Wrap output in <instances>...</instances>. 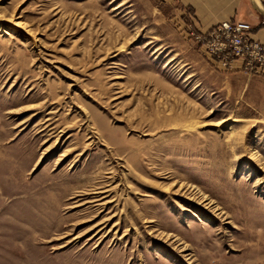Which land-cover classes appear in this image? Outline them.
Returning a JSON list of instances; mask_svg holds the SVG:
<instances>
[{"label":"rangeland","instance_id":"obj_1","mask_svg":"<svg viewBox=\"0 0 264 264\" xmlns=\"http://www.w3.org/2000/svg\"><path fill=\"white\" fill-rule=\"evenodd\" d=\"M186 6L0 0V264H264V75Z\"/></svg>","mask_w":264,"mask_h":264},{"label":"built area","instance_id":"obj_2","mask_svg":"<svg viewBox=\"0 0 264 264\" xmlns=\"http://www.w3.org/2000/svg\"><path fill=\"white\" fill-rule=\"evenodd\" d=\"M250 32L247 23L223 21L197 35L195 40L221 70L261 77L264 75V44L253 40Z\"/></svg>","mask_w":264,"mask_h":264},{"label":"crops","instance_id":"obj_3","mask_svg":"<svg viewBox=\"0 0 264 264\" xmlns=\"http://www.w3.org/2000/svg\"><path fill=\"white\" fill-rule=\"evenodd\" d=\"M191 7L199 30H207L223 21H239L250 25V36L264 44V0H180Z\"/></svg>","mask_w":264,"mask_h":264},{"label":"bare ground","instance_id":"obj_4","mask_svg":"<svg viewBox=\"0 0 264 264\" xmlns=\"http://www.w3.org/2000/svg\"><path fill=\"white\" fill-rule=\"evenodd\" d=\"M232 130V129H231ZM233 139V138H232ZM237 140L238 139H233V149H234V147L235 148H237L238 147V144L236 143L237 142ZM242 146V145H241ZM101 189V187H99V189L98 190H100ZM107 192H109L108 190H105V188H104V190L103 191H101L99 194H106ZM105 198H107V196H103L101 199H105ZM199 201V200H198ZM202 202H203V200H202ZM207 206V205H206Z\"/></svg>","mask_w":264,"mask_h":264}]
</instances>
